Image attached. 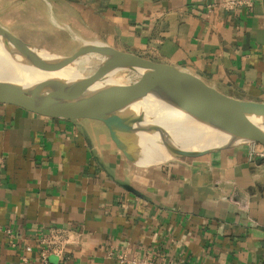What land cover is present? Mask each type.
I'll return each instance as SVG.
<instances>
[{
    "label": "crops",
    "instance_id": "0c3cea01",
    "mask_svg": "<svg viewBox=\"0 0 264 264\" xmlns=\"http://www.w3.org/2000/svg\"><path fill=\"white\" fill-rule=\"evenodd\" d=\"M0 25L64 55L102 42L264 102V0H0ZM252 147L137 164L99 120L0 103V264H39L54 247L52 264H264Z\"/></svg>",
    "mask_w": 264,
    "mask_h": 264
},
{
    "label": "water",
    "instance_id": "95a60500",
    "mask_svg": "<svg viewBox=\"0 0 264 264\" xmlns=\"http://www.w3.org/2000/svg\"><path fill=\"white\" fill-rule=\"evenodd\" d=\"M0 44L5 50L31 60L36 68L45 73L44 79L32 89L0 84V103L16 105L48 117L99 120L107 127L115 145L133 163L138 162L136 149L140 147V140L138 142L137 139L144 132L158 136L161 144L172 152L174 158L199 156L240 143L264 146L263 127L252 120V117L264 115V102L226 95L202 78L175 65L110 46V54L92 74L75 83H67L57 80L50 73L70 65L83 47L73 55L55 53L43 46L26 42L2 25ZM42 53L54 55L55 58ZM137 66L150 70L153 76L130 85H114L104 88L103 93H96L95 84L116 69ZM152 103H160L175 110L186 107V111L197 120L215 126L232 140L192 150L176 146L169 133L152 120ZM126 187L133 190L129 185Z\"/></svg>",
    "mask_w": 264,
    "mask_h": 264
},
{
    "label": "bare ground",
    "instance_id": "6f19581e",
    "mask_svg": "<svg viewBox=\"0 0 264 264\" xmlns=\"http://www.w3.org/2000/svg\"><path fill=\"white\" fill-rule=\"evenodd\" d=\"M96 49L97 48H95V50ZM103 51H105L108 56L111 49L108 46ZM42 54L49 56L50 58H55L54 55H49L47 53ZM126 68L128 69V67H123L122 69L125 70ZM131 68L135 70L134 73L136 72L135 76L137 77V80L153 76V73L146 68L139 66ZM3 70L8 77L7 79L2 77ZM50 75L57 80L66 81L67 83H75L86 77L85 73L78 67L76 58H74L70 65L50 73ZM44 76L45 73L36 68L31 60L21 58L20 56L5 50L0 44V84H3L2 86H15L32 89L37 87L38 83L44 79ZM122 81H124V79ZM118 85H129V83L123 82ZM94 87L97 88L95 90L97 94L101 92L103 93L104 88H109L106 85H98L97 83ZM152 107L153 108L149 105V108H151L150 114L152 120L160 124L169 133L171 140L176 146L192 150L195 148L209 147L212 144H223L232 140L228 134L221 132L215 126L197 120L198 118L186 111V107L175 110L168 106H163L160 103H152ZM252 120L256 124L262 125L264 130V115H261V117L258 118L252 117ZM139 140L143 154L139 157L137 163L150 165L162 163L173 158L172 152L159 142L158 136L144 132L140 133Z\"/></svg>",
    "mask_w": 264,
    "mask_h": 264
},
{
    "label": "rangeland",
    "instance_id": "374dc122",
    "mask_svg": "<svg viewBox=\"0 0 264 264\" xmlns=\"http://www.w3.org/2000/svg\"><path fill=\"white\" fill-rule=\"evenodd\" d=\"M67 38L68 37H65V35L59 36V39L61 41H64V42H66L65 40H67ZM73 46L75 48L76 44L73 43ZM100 46L103 48H101ZM81 47H83V48H82L81 52L78 54V56L76 57L77 64H78V67L85 73V75L88 76V75L92 74L97 69V67L100 64H102L103 61L105 60L107 54L103 50L106 49V47H108V45H106L104 43L102 44V42H97V41H84V42L80 43L78 47H76V49L73 51V53L77 52ZM92 47H93V49H92ZM95 48H97V49L95 50ZM73 53L69 54V55H73ZM86 53H88V54H86ZM122 68L123 67L116 69L111 74H109L104 80L97 82V84L98 85H106L107 87H111V86H114L115 84L118 85V84L123 83V82L129 83V85H130L131 83H134L137 81V77L135 76L136 72L134 73L135 70L133 68H128V69L126 68L125 70ZM4 73H5V71L3 70L2 77L7 79L8 77L6 76V73L5 74ZM123 79H124V81H122ZM137 141L139 142V139H137ZM142 154H143V152L141 151L140 147L138 149H136V155L138 157H141ZM175 158H177V157H175ZM156 164H159V163H156ZM150 165H152V164H150Z\"/></svg>",
    "mask_w": 264,
    "mask_h": 264
},
{
    "label": "built area",
    "instance_id": "2783aa9c",
    "mask_svg": "<svg viewBox=\"0 0 264 264\" xmlns=\"http://www.w3.org/2000/svg\"><path fill=\"white\" fill-rule=\"evenodd\" d=\"M233 2H229V5H231ZM255 144V143H253ZM251 151L258 156L259 158L264 159V146L257 144V147H252ZM61 252V247H54L51 250L48 248L42 250L41 252V259L39 261V264H52L48 260L49 253H54L56 255H59ZM118 260L122 264H146L149 263L147 259H142L138 257H130L125 253H121L118 255ZM160 264H177L176 262L170 260V261H161Z\"/></svg>",
    "mask_w": 264,
    "mask_h": 264
}]
</instances>
